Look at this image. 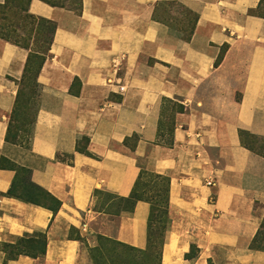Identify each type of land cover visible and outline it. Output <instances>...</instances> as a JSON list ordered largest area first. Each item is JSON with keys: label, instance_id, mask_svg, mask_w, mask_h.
<instances>
[{"label": "crops", "instance_id": "crops-1", "mask_svg": "<svg viewBox=\"0 0 264 264\" xmlns=\"http://www.w3.org/2000/svg\"><path fill=\"white\" fill-rule=\"evenodd\" d=\"M169 1L196 14L189 40L154 16ZM259 1L81 0L77 13L30 0L28 12L55 29L27 145L5 135L28 50L0 38V264H94L98 237L144 249L150 204L115 208L95 194L128 197L138 160L169 180L159 264H264L251 246L264 216V156L238 135L264 137ZM9 163L58 210L8 195ZM39 234L43 253L6 259L3 245Z\"/></svg>", "mask_w": 264, "mask_h": 264}, {"label": "trees", "instance_id": "trees-1", "mask_svg": "<svg viewBox=\"0 0 264 264\" xmlns=\"http://www.w3.org/2000/svg\"><path fill=\"white\" fill-rule=\"evenodd\" d=\"M41 1L49 4L50 6L64 7V8L73 10L74 12H77V13H79L80 9H81V0H41ZM29 2H30V0H5L3 3L0 4V22L1 21H7L6 27H3L0 25V38L7 40V41H10L11 43H14L16 45H19V46L29 50L28 55H27V59H26L25 65H24L22 77L18 82V90H17V94H16L15 104H14V108L12 110V113L10 114L7 132L5 135V139L7 141H11L14 143H19V144H25V145L28 144L29 137L26 140H22V138L20 137V134H18V132L13 133V135L11 136V134H10V132H11V124H10L11 119L14 116L15 112L17 111V108L19 105V97H20L21 92H22L20 85L24 81V79L27 75V72L29 71L30 74L32 73L33 67L31 68V63H33V60L34 61L37 60L36 64L34 65L35 70L33 72V77L35 78V81H36V76L39 73V70H40L44 60L46 59L47 56H49L48 51L50 48L52 36L54 33V29H55L54 22L47 20V19H44L42 17L35 16V15L28 12ZM170 2L180 6L181 8H183V10H185L187 13L192 15L193 23H192L190 29L187 32H185L183 30H179L181 32L182 38L185 40H189L190 36L193 32L194 23L196 21L197 16L195 13L191 12L190 10H188L187 8H185L182 4H180L178 2L169 1L166 3H170ZM263 11H264V0H260L256 10H254L253 12L256 13L257 15H262ZM14 18H16L17 20H21L22 22L21 23L14 22L13 21ZM34 21H37V24L35 27H33ZM39 22H42L46 25L45 29H43V30L40 29V27L38 25ZM26 24L30 25V27L27 30H25ZM46 29L48 30L47 32L45 31ZM20 32L22 33V35H19ZM29 42L33 46H30ZM35 113H36V111H35ZM35 113L32 116V120L30 121V124L33 123ZM172 128H173V125L171 123V127L169 128L170 132L172 131ZM243 134H250V133L245 131V130H239L238 131V135L240 137V142L242 143V145H244L246 148L254 151L255 153H258V154L264 156V152L259 151L258 149L247 145L243 141V138H242ZM250 136H256V135L250 134ZM258 138L264 140V137H262V136H259ZM76 149H80V148L76 146ZM1 160H0V165H3ZM7 166L10 167L11 169H14L16 172V177H15L11 187L6 192L8 195H12L14 197L20 198V199L27 201V202H31V203L38 204V205H43V206L51 209L53 212L58 210V208L60 207V201L57 200L56 198H54L47 191H45V190L35 186L34 184H32L29 180H28L29 183L36 190V192H35V194H33V196H30L29 194L23 193L24 189L26 188V185L22 184V176L24 175V173L27 174V176H28V170L24 169L23 167H20V166L14 165V164H10V163ZM20 172H22V173H20ZM143 173H144V170H142V167L140 166V173L138 176V180L136 181V183H135V185H134V187H133V189H132V191L128 197H125V198L115 197L112 194H109L106 192H101V191H96V193H100V192L106 193L108 195L113 196V198H117L119 200V204H113L115 206V208H116V206H118V207H123L126 209H132L134 203L137 200H145L150 204V211H149L148 221H147V245H146V247L150 248V247H152V244H153V242L151 240V233L149 232L150 223H151V217L154 213V205H157V203L154 201V199L152 200L150 196L143 195L141 193H138V191H137V184H138L139 180L141 179ZM150 173L155 178H159L160 180H163L166 182L165 200H164V209H163L164 210L163 211L164 216H165V223H166L165 228H164V231H165L166 227H167V223H168L167 204H168L169 180L165 176H162V175H159V174H156L153 172H150ZM263 230H264V218H262L259 229H258V231H257L256 235L254 236L252 243H251V246L255 249L264 250V236L261 235ZM164 234H165V232H164ZM164 234L162 235L161 247H162V243H163V239H164ZM39 235L41 236V248L39 250H37V249L35 250V246L33 243L31 245H27V246L26 245H20V243H18V242L15 245L5 244L9 248L8 253H7V250L3 249L4 252L6 253V259H15L20 254L32 255V252H31L32 250H34L37 253H43L44 252L45 239H44L43 235H41V234H39ZM29 239L35 241V239H37V238L29 237ZM19 240L21 241V239H19ZM5 245H3V246H5ZM10 247H11V249H10ZM196 250H197V248H195L194 245H191L190 251L188 253H186L185 256L186 257L194 256L196 254ZM160 252H161V248H160ZM208 264H212V263L208 262Z\"/></svg>", "mask_w": 264, "mask_h": 264}, {"label": "rangeland", "instance_id": "rangeland-1", "mask_svg": "<svg viewBox=\"0 0 264 264\" xmlns=\"http://www.w3.org/2000/svg\"><path fill=\"white\" fill-rule=\"evenodd\" d=\"M155 17L163 20L173 29H176L178 31L183 30L187 32L193 23V17L191 14L187 13L185 10H183V8L171 2L158 3L156 5ZM13 21L19 23L22 22L21 20H17L16 18H14ZM6 24L7 21L0 22V25L3 27H6ZM36 24L37 21H34L33 27H35ZM38 25L42 30L46 27V25L42 22H39ZM29 27L30 25L26 24L25 30H27ZM47 29L45 30L46 32L48 31ZM19 35H22V33L20 32ZM30 46L33 45L30 44ZM36 62L37 60H33V63H31V68L33 67L32 73L30 74V72L28 71L24 81L20 85L22 92L19 97V105L10 123V134L18 132L22 140L28 139L30 135V121L32 120V116L35 113L37 107L38 85L35 81V78L33 77V72L35 70L34 65L36 64ZM167 105L170 106V103H167ZM165 117L166 119L164 121V132L170 133L169 128L171 127V124L169 121V112L165 113ZM258 137L259 136L257 135L250 136V134H243L242 136L243 141L247 145L264 152V140ZM2 164L4 165L5 163ZM138 164L142 167L144 173L142 174V177L137 184V191L138 193H141L143 195L150 196L151 199H154V201L157 203V205H154V213L151 217L149 230V232L151 233V240L153 242L152 247L137 249L118 243L108 238L98 237L97 244L89 250L90 257L94 264H159L162 235L165 232L164 228L166 224L163 212L166 182L160 180L159 178H155L145 168V163L143 160H138ZM22 184L26 185L23 193L29 194L30 196H33V194H35L36 190L29 183L28 176L25 173L22 176ZM96 196L98 200L102 202L111 200L112 204H119V200L117 198H113V196L106 193H96ZM261 235L264 236V230ZM18 243H20V245L26 246L33 243L35 246V250H39L41 248V236L38 235L35 241L29 239V237L21 238V241L19 240ZM2 248L4 250H7L8 253L9 248L6 245L2 246Z\"/></svg>", "mask_w": 264, "mask_h": 264}, {"label": "built area", "instance_id": "built-area-1", "mask_svg": "<svg viewBox=\"0 0 264 264\" xmlns=\"http://www.w3.org/2000/svg\"><path fill=\"white\" fill-rule=\"evenodd\" d=\"M120 58H121V56H120ZM119 66H120V63H119V57H118V56H115V57L112 58V60H111V68H112V71H113V72H117ZM106 81H107V83H111V82H112L110 79H107ZM114 83H115V84H118V80H116ZM122 88H123L122 86H119V89H120V90H122Z\"/></svg>", "mask_w": 264, "mask_h": 264}]
</instances>
